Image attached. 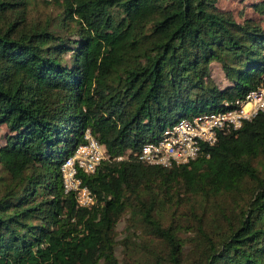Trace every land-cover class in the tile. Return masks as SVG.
<instances>
[{"label":"trees","instance_id":"1","mask_svg":"<svg viewBox=\"0 0 264 264\" xmlns=\"http://www.w3.org/2000/svg\"><path fill=\"white\" fill-rule=\"evenodd\" d=\"M221 1L0 0V264H264V114L189 164L140 159L264 84V0ZM87 133L107 158L81 207L62 166Z\"/></svg>","mask_w":264,"mask_h":264},{"label":"built area","instance_id":"2","mask_svg":"<svg viewBox=\"0 0 264 264\" xmlns=\"http://www.w3.org/2000/svg\"><path fill=\"white\" fill-rule=\"evenodd\" d=\"M260 114H264V84L237 100L230 110L200 114L169 127L142 147L140 159L147 165L165 168L189 164L203 156L205 149L216 146L223 135L240 131ZM86 139L87 144L79 145L62 166L65 191L76 193L81 207L92 206L95 198L78 178V169L94 174L107 158L105 148L96 139L89 133Z\"/></svg>","mask_w":264,"mask_h":264},{"label":"rangeland","instance_id":"3","mask_svg":"<svg viewBox=\"0 0 264 264\" xmlns=\"http://www.w3.org/2000/svg\"><path fill=\"white\" fill-rule=\"evenodd\" d=\"M221 6L223 8H227V9H232L236 12H245V13H248V15L250 16V12L249 10L246 8V5L249 3V0H222L221 1ZM35 13H36V16L38 18V20H45V19H53L54 21L57 20V16L59 15L60 13V8L58 6H54V7H48V6H45L43 4H39L35 10ZM215 76L216 77H220L221 74L218 71H215ZM224 105V103H223ZM161 134V133H159ZM1 173V171H0ZM128 217L124 218L118 225L117 227V234H118V237H117V240L120 241V240H123L125 238V234H126V231H127V227H128V220H127ZM122 250L123 248L120 246L118 251H117V255H118V258L122 264V260L124 259V256H123V253H122Z\"/></svg>","mask_w":264,"mask_h":264}]
</instances>
